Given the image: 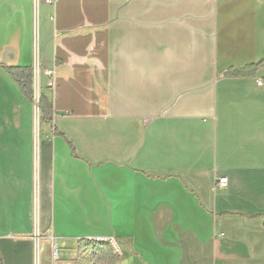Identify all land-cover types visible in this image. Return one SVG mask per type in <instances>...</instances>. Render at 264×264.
Returning a JSON list of instances; mask_svg holds the SVG:
<instances>
[{
  "label": "crops",
  "instance_id": "1",
  "mask_svg": "<svg viewBox=\"0 0 264 264\" xmlns=\"http://www.w3.org/2000/svg\"><path fill=\"white\" fill-rule=\"evenodd\" d=\"M262 60L264 0H0V264H264Z\"/></svg>",
  "mask_w": 264,
  "mask_h": 264
},
{
  "label": "trees",
  "instance_id": "2",
  "mask_svg": "<svg viewBox=\"0 0 264 264\" xmlns=\"http://www.w3.org/2000/svg\"><path fill=\"white\" fill-rule=\"evenodd\" d=\"M261 65H264V60L240 68H230L224 73V75L230 77L245 76L251 74V72ZM6 70L18 83L24 97L30 102H36L33 92V69L31 67H6ZM38 106L41 113V119L46 122L52 121V102L46 95L40 94ZM85 249L87 251L90 250L96 255L101 263L115 264L117 262V254L115 255L113 253L109 243H96L90 239L79 240L78 253L81 254Z\"/></svg>",
  "mask_w": 264,
  "mask_h": 264
},
{
  "label": "built area",
  "instance_id": "3",
  "mask_svg": "<svg viewBox=\"0 0 264 264\" xmlns=\"http://www.w3.org/2000/svg\"><path fill=\"white\" fill-rule=\"evenodd\" d=\"M48 75H50L51 77L54 76V70H47ZM54 80H51L50 83H52ZM258 84L261 85L262 81L258 80ZM39 98V93L35 94V100L36 103L38 101ZM227 186V178L225 176L220 177L217 181H216V187L218 188H224ZM98 237H102V238H113V237H108V236H98ZM114 242H116L117 244V255H121V247L118 244V242L116 241L115 238H113ZM59 260H60V248L58 246L57 241L54 239L52 240L51 243V256H50V264H59Z\"/></svg>",
  "mask_w": 264,
  "mask_h": 264
},
{
  "label": "rangeland",
  "instance_id": "4",
  "mask_svg": "<svg viewBox=\"0 0 264 264\" xmlns=\"http://www.w3.org/2000/svg\"><path fill=\"white\" fill-rule=\"evenodd\" d=\"M37 94H38V91H37ZM38 102H39V98H38L37 104ZM43 126L44 125H42V127ZM116 257H118V255H116ZM59 264H104V263H101L99 259L97 258V256L94 255L90 250L87 251L85 249L81 254L73 253V255L67 258H64L61 254V249H60Z\"/></svg>",
  "mask_w": 264,
  "mask_h": 264
},
{
  "label": "bare ground",
  "instance_id": "5",
  "mask_svg": "<svg viewBox=\"0 0 264 264\" xmlns=\"http://www.w3.org/2000/svg\"><path fill=\"white\" fill-rule=\"evenodd\" d=\"M91 240L96 242V243H101V242L109 243L111 245L113 253L115 255L117 254V244H116V242H114L113 238H102V237L96 236Z\"/></svg>",
  "mask_w": 264,
  "mask_h": 264
}]
</instances>
